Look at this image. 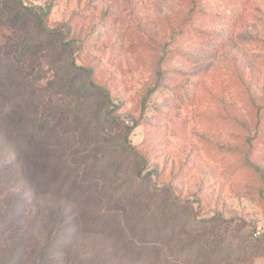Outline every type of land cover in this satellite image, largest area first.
<instances>
[{
	"label": "rangeland",
	"instance_id": "1",
	"mask_svg": "<svg viewBox=\"0 0 264 264\" xmlns=\"http://www.w3.org/2000/svg\"><path fill=\"white\" fill-rule=\"evenodd\" d=\"M264 0H0V264H264Z\"/></svg>",
	"mask_w": 264,
	"mask_h": 264
},
{
	"label": "built area",
	"instance_id": "2",
	"mask_svg": "<svg viewBox=\"0 0 264 264\" xmlns=\"http://www.w3.org/2000/svg\"><path fill=\"white\" fill-rule=\"evenodd\" d=\"M263 231H264L263 226H262V225H259V226L257 227V229H256V233H255V235H256V236H260L261 233H262Z\"/></svg>",
	"mask_w": 264,
	"mask_h": 264
}]
</instances>
